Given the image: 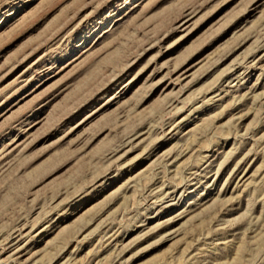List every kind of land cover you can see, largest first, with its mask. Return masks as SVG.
Returning <instances> with one entry per match:
<instances>
[{
    "label": "rangeland",
    "instance_id": "374dc122",
    "mask_svg": "<svg viewBox=\"0 0 264 264\" xmlns=\"http://www.w3.org/2000/svg\"><path fill=\"white\" fill-rule=\"evenodd\" d=\"M0 264H264V0H0Z\"/></svg>",
    "mask_w": 264,
    "mask_h": 264
}]
</instances>
